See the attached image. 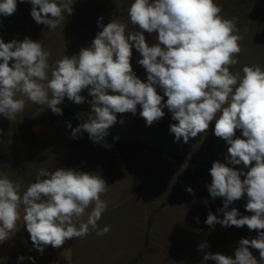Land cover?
Instances as JSON below:
<instances>
[{
    "label": "clouds",
    "instance_id": "1",
    "mask_svg": "<svg viewBox=\"0 0 264 264\" xmlns=\"http://www.w3.org/2000/svg\"><path fill=\"white\" fill-rule=\"evenodd\" d=\"M19 2L30 3L32 19L51 30L60 26L65 14H73V0ZM17 6L18 0H0V16H12ZM221 12L214 0H133L128 18L138 31L126 34V24L112 19L105 25L103 16L98 17L101 30L91 45L81 48L78 55L57 60L51 79V52L39 41L0 38V115L14 120L24 111L26 101L63 115L58 105L65 97L75 104L85 103L81 93L87 89L92 98L87 120L75 128L68 123L67 128L72 139L86 132L93 143L105 147H110L105 138L117 123V114L135 115L138 105L149 127L165 116L164 109L171 113L177 121L169 127L174 142L182 138L188 143L207 133L215 121L214 135L226 142L227 155L224 163H212L211 182L205 186L213 201L223 199L217 210L223 217L209 211L204 223L212 230L217 224L247 226L257 235L242 237L234 258L207 251V240L201 242L197 246L203 254L201 264H264V67L244 65L242 75L230 70L239 62L242 37L236 18L226 19ZM145 33H155L157 42L149 45ZM133 48L142 57L136 63L145 69L146 80L133 71ZM238 165L243 169L238 170ZM108 187L101 175L92 172L41 168L36 181L21 193L19 183L0 174V244L17 232L21 206L33 248L41 254L49 245L60 248L66 240L86 237L90 229L106 235L110 226L100 229L98 221L108 207L101 199ZM185 191L194 195L191 187ZM245 197L244 208L251 215L230 209ZM203 203L207 205L208 200ZM195 220L200 222L199 217ZM250 249L259 252V259ZM25 259L35 264L34 257L23 255L18 264Z\"/></svg>",
    "mask_w": 264,
    "mask_h": 264
},
{
    "label": "rangeland",
    "instance_id": "2",
    "mask_svg": "<svg viewBox=\"0 0 264 264\" xmlns=\"http://www.w3.org/2000/svg\"><path fill=\"white\" fill-rule=\"evenodd\" d=\"M73 2V14H65L60 26L51 30L32 19L30 3L18 0L15 14L0 16V38L5 42L22 41L25 37L39 41L51 52L48 59V77L51 79L57 60L64 55H78L81 48L91 45L101 30L97 27L98 17L103 16L105 25L112 19L126 24V34L139 30L128 18V8L133 0ZM214 2L221 6L222 17L236 18L242 37L239 62L230 70L241 71L244 65L264 67V0ZM145 36L149 45L157 42L155 33H145ZM140 58L133 48V71L141 80H146L145 69L136 63ZM81 95L85 97L82 104H75L65 97L58 105L63 115L53 114L46 105L31 101H26L24 111L12 121L0 115V174L19 183L21 193L27 189L26 184L29 186L36 181L41 168L92 172L101 175L109 186L101 196L108 202V207L98 221V228L110 226L111 231L100 236L90 229L86 237L74 238V264H201L203 254L197 251L201 242L207 240L210 246L207 251L234 258L238 241L257 235L247 226L224 228L217 224L212 230L204 223L209 211L223 217L217 211L223 199L213 201L205 186L211 179H186L176 192L179 179L195 170L194 161L204 163L206 168H211L216 160L225 162L227 144L214 135L215 121L207 133L190 138L188 143L182 138L174 142L169 127L177 121L171 119V113L164 109L165 116L149 127L140 117L138 105L135 115L117 114V123L108 130L105 138L110 147H105L93 143L86 132L79 139L71 138L67 124L71 123L75 128L78 126L76 119L84 122L91 112L88 101L92 98L88 90L82 91ZM66 109L75 114H67ZM236 135H241L239 130ZM124 143L129 145L127 152L121 149ZM235 167L243 169V165ZM186 187L193 188L194 195L187 193ZM204 199L208 200L207 205L203 203ZM246 203L245 197L234 202L230 209L235 207L242 215H251L245 211ZM91 210L90 207L87 212ZM195 217H199V223ZM82 219L86 221L87 214ZM250 251L259 259L257 250Z\"/></svg>",
    "mask_w": 264,
    "mask_h": 264
},
{
    "label": "crops",
    "instance_id": "3",
    "mask_svg": "<svg viewBox=\"0 0 264 264\" xmlns=\"http://www.w3.org/2000/svg\"><path fill=\"white\" fill-rule=\"evenodd\" d=\"M26 187H28L27 184ZM20 211L21 219L17 222V232L12 238L0 244V258H7L0 259V264H18V257L21 255L34 257L35 264H74L76 249L73 239L66 240L60 248H53L49 245L44 249L43 254L33 248L23 221V207ZM20 264H32V262L25 259Z\"/></svg>",
    "mask_w": 264,
    "mask_h": 264
},
{
    "label": "water",
    "instance_id": "4",
    "mask_svg": "<svg viewBox=\"0 0 264 264\" xmlns=\"http://www.w3.org/2000/svg\"><path fill=\"white\" fill-rule=\"evenodd\" d=\"M121 149L123 151L127 152L129 150V145L124 143V144H122ZM193 163L195 165V170L192 173L184 175L179 179V183H178V187L176 189V192L179 191L182 182L186 179L197 178V177H207V178L211 179V176L209 174L210 168H206L205 164L201 163V162L194 161Z\"/></svg>",
    "mask_w": 264,
    "mask_h": 264
},
{
    "label": "trees",
    "instance_id": "5",
    "mask_svg": "<svg viewBox=\"0 0 264 264\" xmlns=\"http://www.w3.org/2000/svg\"><path fill=\"white\" fill-rule=\"evenodd\" d=\"M65 112H66L67 114H75V112H74L73 110H68V109H66ZM75 122H76L77 125H79V124L82 123L83 121H81V120H79V119H76Z\"/></svg>",
    "mask_w": 264,
    "mask_h": 264
}]
</instances>
